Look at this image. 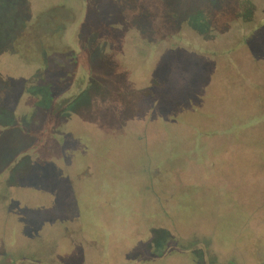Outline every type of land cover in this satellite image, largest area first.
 <instances>
[{
  "label": "rangeland",
  "instance_id": "obj_1",
  "mask_svg": "<svg viewBox=\"0 0 264 264\" xmlns=\"http://www.w3.org/2000/svg\"><path fill=\"white\" fill-rule=\"evenodd\" d=\"M259 260L264 0H0V264Z\"/></svg>",
  "mask_w": 264,
  "mask_h": 264
},
{
  "label": "flooded vegetation",
  "instance_id": "obj_2",
  "mask_svg": "<svg viewBox=\"0 0 264 264\" xmlns=\"http://www.w3.org/2000/svg\"><path fill=\"white\" fill-rule=\"evenodd\" d=\"M78 230V231H77ZM81 227H75V226H68L65 228V233L68 234V240L70 242V245L76 246L77 243V237L80 234ZM264 260H259V263H264Z\"/></svg>",
  "mask_w": 264,
  "mask_h": 264
}]
</instances>
